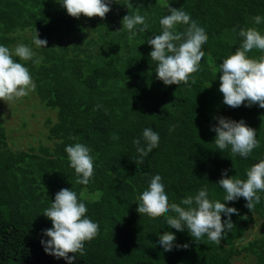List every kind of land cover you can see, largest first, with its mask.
<instances>
[{"label":"trees","instance_id":"16d2710c","mask_svg":"<svg viewBox=\"0 0 264 264\" xmlns=\"http://www.w3.org/2000/svg\"><path fill=\"white\" fill-rule=\"evenodd\" d=\"M169 6L187 9L206 27L208 40L190 79L166 85L155 77L146 41L160 33L159 19ZM137 10L149 26L129 39L119 31L121 20ZM257 14L264 16V0H117L104 18L72 17L55 0H0V44L12 48L21 39L30 45L36 30L48 42L47 48L35 49L38 63L21 61L35 84L23 97H35L34 104L55 113L44 122L48 132L26 148H13L0 122V264H66L46 254L40 240L42 230L52 227L43 209L60 189L71 187L85 201L86 215L99 223L74 264H231L237 255L249 264H264V230L247 239L255 217L264 218V193L251 210L243 197L228 202L238 213L219 243L206 236L196 242L187 230L169 229L163 214L140 213L134 202L157 171L170 200L179 203L202 186L210 198L222 200L216 184L224 169L244 179L246 169L264 159V108H232L223 104L219 91L218 64L239 47L240 29L264 31V24H253ZM217 116L243 119L257 130L259 147L247 158L228 148L220 152L210 131ZM144 127L158 130L160 141L137 166L133 139ZM76 142L88 145L95 157L88 185L75 183L64 151ZM165 230L188 248L164 251L158 235Z\"/></svg>","mask_w":264,"mask_h":264},{"label":"clouds","instance_id":"9594fccd","mask_svg":"<svg viewBox=\"0 0 264 264\" xmlns=\"http://www.w3.org/2000/svg\"><path fill=\"white\" fill-rule=\"evenodd\" d=\"M55 2L75 18H79L81 14L104 18L111 10V4L117 3V0ZM252 21L254 25L264 24V16L257 14L252 17ZM121 24L120 30L126 31L129 39L135 37L137 32H144L149 26L146 16L138 10L123 16ZM159 24L160 33L151 35L146 41L151 46L149 57L155 65V77L166 85L189 80V74L200 68V61L204 56L202 46L208 40L206 27L182 6H169L167 14L159 19ZM180 25L184 27H178ZM238 35L242 38L239 47L218 64L222 102L232 108L242 104L245 107L257 105L264 108V54L258 58L248 55L253 49L264 53V31L257 27L241 28ZM47 43L46 39L39 37L36 30L30 45L18 42L10 48L0 44V100L18 99L35 90L31 73L21 61L38 63L39 57L35 49L47 48ZM0 119H4V116H0ZM214 119L217 123L210 127V131L216 134L213 142L220 152L228 148L232 154L247 158L253 149L259 147L257 130L247 125L243 119L237 121L224 116ZM159 141V131L151 127H144L140 138L133 139L137 153L134 161L137 166ZM64 151L69 167L76 174L75 183L88 185L94 176L95 157L92 149L76 142L65 145ZM228 172V169H224L216 184L224 192L222 200L210 198L209 189L202 186L195 194L187 195L177 203L174 199L170 200L163 174L157 171L136 195L134 202L138 204L137 211L149 216L163 214L165 225L169 229L187 230L196 242L206 236L208 241L219 243L233 228L232 215L238 213V209L228 206V202L243 197L245 207L251 210L260 202L261 193H264V159H259L247 168L244 179L236 175L229 176ZM87 211L85 201L73 187L62 188L55 194L50 206L42 212L52 224V227L42 230L40 243L46 254L56 259L62 258L66 264H74L79 258L77 253L83 256L85 242L93 239L99 231V223L86 215ZM222 215L225 217L223 221ZM158 240L164 251L189 246L187 243H176V234L170 230L160 233Z\"/></svg>","mask_w":264,"mask_h":264},{"label":"rangeland","instance_id":"374dc122","mask_svg":"<svg viewBox=\"0 0 264 264\" xmlns=\"http://www.w3.org/2000/svg\"><path fill=\"white\" fill-rule=\"evenodd\" d=\"M18 42L24 43L21 39ZM35 97H21L12 100H0V119L9 133V144L18 149L36 145L42 134L48 132V126L45 120L51 116L55 117L54 111L41 107L38 102L34 104L32 101ZM247 232V239L259 235L264 230V218L256 216L250 224ZM243 255L233 257L231 264H249Z\"/></svg>","mask_w":264,"mask_h":264},{"label":"bare ground","instance_id":"6f19581e","mask_svg":"<svg viewBox=\"0 0 264 264\" xmlns=\"http://www.w3.org/2000/svg\"><path fill=\"white\" fill-rule=\"evenodd\" d=\"M10 11V10H9ZM121 20V19H120ZM106 26V25H105ZM19 28H20V26H19ZM110 29V28H109ZM25 30V29H24ZM120 30V29H119ZM32 31V30H31ZM109 31V30H108ZM33 33V32H32ZM118 33V32H117ZM106 35V34H105ZM112 36V35H111ZM141 38V37H140ZM136 40H138V38L136 39ZM113 43V42H112ZM105 44V43H104ZM107 44V43H106ZM121 44V43H120ZM123 47V46H122ZM105 48V47H104ZM103 48V49H104ZM108 48V47H107ZM126 48V47H125ZM123 49V48H122ZM105 50V49H104ZM109 50V49H108ZM104 52V51H103ZM121 53V52H120ZM127 53V52H126ZM123 54V53H122ZM141 58H143V57H141ZM99 66H101V65H99ZM119 74H120V72H119ZM139 76V75H138ZM127 79V78H126ZM130 79V78H129ZM136 82V81H135ZM206 168V167H205ZM205 175V174H204ZM208 177V176H207ZM92 194V193H91ZM3 198V197H2ZM12 207V206H11ZM93 219V218H92ZM104 225V224H103ZM247 231V230H246ZM152 234V233H151ZM245 257V256H244ZM249 261V260H248Z\"/></svg>","mask_w":264,"mask_h":264}]
</instances>
